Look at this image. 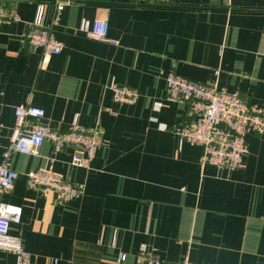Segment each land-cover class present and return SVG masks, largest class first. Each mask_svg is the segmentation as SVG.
<instances>
[{
	"label": "crops",
	"instance_id": "0c3cea01",
	"mask_svg": "<svg viewBox=\"0 0 264 264\" xmlns=\"http://www.w3.org/2000/svg\"><path fill=\"white\" fill-rule=\"evenodd\" d=\"M40 2L49 25L52 0H0L18 16L0 31V164L20 105L42 108V124L58 131L78 121L100 135L86 167L71 165L74 147L11 154L19 179L0 201L23 209L11 233L31 264H116L121 254L136 264L144 246L171 264H264V135H247L240 169L205 163L201 147L180 143L192 117L187 103L168 100L166 85L173 71L264 108V0H73L54 27L64 44L57 56L25 38ZM96 21L117 45L82 31ZM112 80L138 91L137 103H116ZM35 169L82 186V196L62 202L30 190ZM0 264H16L15 255L0 249Z\"/></svg>",
	"mask_w": 264,
	"mask_h": 264
},
{
	"label": "built area",
	"instance_id": "2783aa9c",
	"mask_svg": "<svg viewBox=\"0 0 264 264\" xmlns=\"http://www.w3.org/2000/svg\"><path fill=\"white\" fill-rule=\"evenodd\" d=\"M73 0H52L53 15L49 25H45L46 4H37L35 17L25 36L27 43L40 49L44 55L57 56L64 50V44L54 33L61 14L67 4ZM140 6H168L171 0H131ZM18 20L16 12L0 8V31L6 22ZM82 31L96 41L118 43L108 38L109 26L105 21H96L91 25L83 23ZM167 95L170 102H184L189 105L192 119L179 128L177 135L180 143L196 145L203 150V161L220 169H240L249 153L246 137L249 133L264 135V108L253 105L237 93H229L218 88L216 83H202L187 79L175 72L166 77ZM109 89L113 99L121 105H134L139 99L134 88L112 80ZM16 129L10 147L3 153L0 164V192L14 188L19 174L8 166L12 153L24 155L37 154L46 143L55 154L68 147H74L76 153L71 165L86 167L99 148L97 128L86 127L74 121L66 131H58L43 125L45 111L30 104L15 108ZM1 132V126H0ZM53 163L54 159H50ZM30 190H43L55 193L62 202L79 199L83 187L66 181L61 175L47 169H35L27 174ZM23 209L21 206L0 201V249L15 255L16 264H31V254L26 251L21 238L11 233L13 224H20ZM127 255L121 254L116 264H124ZM136 264H171L163 261L155 250L142 247ZM177 264H193L185 261Z\"/></svg>",
	"mask_w": 264,
	"mask_h": 264
}]
</instances>
